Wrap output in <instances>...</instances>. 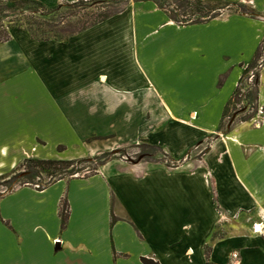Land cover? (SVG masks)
Segmentation results:
<instances>
[{
	"label": "crops",
	"instance_id": "crops-1",
	"mask_svg": "<svg viewBox=\"0 0 264 264\" xmlns=\"http://www.w3.org/2000/svg\"><path fill=\"white\" fill-rule=\"evenodd\" d=\"M263 37L261 17L180 25L149 0L64 41L11 31L0 41V175L138 141L176 166L112 158L12 188L0 196V264H264V119L220 130ZM257 84L264 110V63ZM210 135L201 159L184 160Z\"/></svg>",
	"mask_w": 264,
	"mask_h": 264
},
{
	"label": "rangeland",
	"instance_id": "rangeland-1",
	"mask_svg": "<svg viewBox=\"0 0 264 264\" xmlns=\"http://www.w3.org/2000/svg\"><path fill=\"white\" fill-rule=\"evenodd\" d=\"M9 1L11 0H0V41L9 35L11 31L17 30L14 27L19 24L25 29L33 27V24L35 23L42 25L46 23H55L58 27L57 30H60L62 27V29H66L68 27L79 28L83 22L88 25H92L93 22L98 21L103 15L116 14L118 11L120 12V10H123L126 6L135 2V0H36L40 4L26 3L25 5H18L14 9L7 7ZM203 1L210 8V13L215 14L216 17L228 13L243 12L246 13V15H251L250 13H253V16L264 19L263 12H254L252 8L253 1L264 7V0ZM20 6L23 9L28 10H22V13H19L22 9H20ZM53 7L57 8L54 13L46 16L40 15V12L45 13L52 10ZM182 11L183 10L179 8L176 10V13H182ZM185 11L188 13L191 12V8L188 7V4L184 5V13H186ZM179 18L181 17L179 16ZM263 63L264 37L258 45L253 60L244 68V70L247 69L248 72L238 84L240 92L232 100L228 113L222 118V123L220 124V130L222 132L230 123L229 121L233 117L232 113H236V116L233 119L236 123L253 117H255V119H264V110H260L255 106L256 103L254 98V94L256 93V89L258 87L257 82L261 71V65ZM233 96L234 94L232 97ZM216 140L217 138L214 135L207 136L203 141L195 144L188 150V153L184 155V160L192 158L196 163L198 159L202 158V155ZM149 145L150 144L144 141H138V143H133L131 145L114 144L112 148H99L84 158L72 159L73 165L60 163L52 166H33L31 170L34 171V173L32 175H28V178L20 176V174H25L22 172L26 170V168L25 166L18 165L11 172L0 176V194L2 195L17 186L30 185L37 188L34 184H38L39 188L37 189H42L48 184V182H53L61 178L81 177L94 174L103 163L112 158H121L125 161L133 163V161L137 160L139 155H143L140 162L155 161L164 162V164L168 167L176 166V162L172 158L167 155L163 156L158 148L156 149L155 147H151ZM71 169L72 174L62 175V177H60L61 174H64Z\"/></svg>",
	"mask_w": 264,
	"mask_h": 264
},
{
	"label": "trees",
	"instance_id": "trees-1",
	"mask_svg": "<svg viewBox=\"0 0 264 264\" xmlns=\"http://www.w3.org/2000/svg\"><path fill=\"white\" fill-rule=\"evenodd\" d=\"M135 1H142V0H135ZM152 1L154 4H156L157 7H159L160 9L164 10L168 17L175 23L180 24V25H186V24H195V23H202L205 22L207 20H210L212 18H215L216 15L210 13L211 10L208 7V5L203 1V0H149ZM29 4V3H38L40 4L38 1L36 0H11L8 2L7 7L9 8H16L18 5H25V4ZM188 7L191 8V12H186L184 13V5H187ZM22 7L20 6V9ZM181 9L183 10L182 13H176L177 9ZM22 10H28V9H21L19 11V13H22ZM57 10L56 7H53L52 10H49L45 13L40 12L42 16H46L49 15L51 13H54ZM121 11V10H120ZM25 12V11H24ZM119 12V11H118ZM239 14H246V13H239ZM251 16H253V13H250ZM113 14H106L103 15L102 18H100L98 21H95L92 23V25L103 21L105 19H107L108 17H110ZM179 16L181 18H179ZM34 26L29 28V29H25L22 28L21 25H17L14 28L17 30H22L27 32L31 38L35 39V40H47V39H55L58 41H64L66 39H68L69 37L73 36L74 34L81 32L85 29H87L88 27L92 26V25H88L87 23H82V25L79 28H66V29H62L60 28V30H57V24L53 23V24H38L35 23L33 24ZM9 38V35H7L2 41H5ZM248 68V67H247ZM248 70L245 69L243 71V74L241 75V77L239 78L238 84L240 83L241 79L244 77V75L246 76ZM238 84H237V88L234 91V96L232 97V99L229 100V102L226 104L225 109L223 111V116L226 115L229 111V106L231 105L232 100L238 95V93L240 92L238 89ZM254 96L256 97V93L254 94ZM254 97V98H255ZM233 115V113H232ZM151 147H155L153 145H149ZM156 149L158 147H155ZM158 150L164 155L163 151L158 148ZM84 161V160H81ZM68 164V165H73V160H57V159H36V158H28L22 161V163H20V166H25L26 170H24L22 173H25L24 175L20 174V176L26 177L28 178V175H32L34 173V171H32L31 169L33 168V166H38V165H42V166H52V165H56V164ZM72 169L65 172L64 174H61L60 177H62V175H70ZM36 173V172H35ZM1 176V175H0ZM50 182H48L49 184ZM46 186V185H45ZM1 196V194H0ZM60 219H61V228L65 227V223H66V219H67V215H68V208H67V203L66 201H63L60 207ZM141 262L143 264H159L156 261H153L152 259H147L144 257H141ZM208 264H212V263H208Z\"/></svg>",
	"mask_w": 264,
	"mask_h": 264
},
{
	"label": "built area",
	"instance_id": "built-area-1",
	"mask_svg": "<svg viewBox=\"0 0 264 264\" xmlns=\"http://www.w3.org/2000/svg\"><path fill=\"white\" fill-rule=\"evenodd\" d=\"M35 185V187H37V188H39V185L38 184H34ZM262 222H260V223H255L254 225H253V230L254 231H261V226H262ZM257 227H259V229H257Z\"/></svg>",
	"mask_w": 264,
	"mask_h": 264
},
{
	"label": "water",
	"instance_id": "water-1",
	"mask_svg": "<svg viewBox=\"0 0 264 264\" xmlns=\"http://www.w3.org/2000/svg\"><path fill=\"white\" fill-rule=\"evenodd\" d=\"M235 116H236V113L233 114L232 119L229 121L230 123H232V121H233V119H234ZM230 123H229V124H230ZM229 124H228V125H229ZM142 157H143V155H139L138 158H137V160H136V161H133V163H138V162H140V160L142 159Z\"/></svg>",
	"mask_w": 264,
	"mask_h": 264
}]
</instances>
